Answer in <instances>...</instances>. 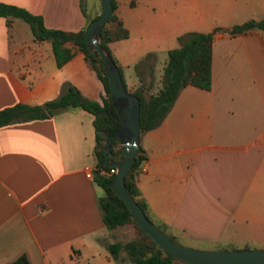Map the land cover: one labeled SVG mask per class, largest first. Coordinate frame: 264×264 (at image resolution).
<instances>
[{"label":"crops","instance_id":"crops-1","mask_svg":"<svg viewBox=\"0 0 264 264\" xmlns=\"http://www.w3.org/2000/svg\"><path fill=\"white\" fill-rule=\"evenodd\" d=\"M0 2L65 31L85 27L100 11L98 0L89 9L83 0ZM225 2L231 18L264 19V0ZM15 20L0 17V109L51 100L64 82L95 100L88 75L69 73L74 65L92 72L82 54L66 43L73 54L56 67L49 42L31 33L21 39ZM223 33H213L209 89L181 88L159 125L139 134L146 162L135 180L151 222L174 241L250 248L264 243V32ZM162 66L152 55L139 73L117 68L127 90L148 95L160 87L151 89L152 71ZM93 144L92 115L81 108L0 126V264L22 254L29 264H135L122 250L118 260L107 252L120 235L102 221V188L84 176L86 169L94 174Z\"/></svg>","mask_w":264,"mask_h":264},{"label":"trees","instance_id":"trees-1","mask_svg":"<svg viewBox=\"0 0 264 264\" xmlns=\"http://www.w3.org/2000/svg\"><path fill=\"white\" fill-rule=\"evenodd\" d=\"M111 6L112 13L99 32V44L109 56L107 44L128 37L127 28L123 26L121 19L115 12L116 3L114 0H111ZM0 17L5 18L6 21L15 18L25 22L33 38L49 42L55 66L58 68L68 61L73 54L71 48L65 44L73 45L82 54V60L87 69L94 73L103 88L100 101H96L84 96L70 82H64L59 95L51 100L34 105L15 103L0 109V126L11 122L49 118L64 108H81L89 112L92 115L94 129L92 153L95 163L93 179L103 190V195L97 201L102 221L109 229L129 225L134 229L136 235L124 242L116 241L106 245L109 255L114 260H118V252L122 250L128 260L135 264H191L172 258L161 250L147 234L142 232L123 201L111 189L114 174L105 176L98 173L99 169L109 170L112 168L103 164L104 149L108 138L118 128L119 119L109 101L107 80L100 60L91 55L84 46V26L77 31L47 28L43 25L40 16L30 13L25 8L3 2H0ZM252 28L264 32V19H248L223 30L214 28L211 33L191 32L179 47L166 51V58L162 66V83L154 93L147 95L140 91H129L125 88L127 92L134 94L139 102V134L159 125L181 88L193 86L201 90L209 89L211 45L214 32L222 30L232 37L245 33ZM152 55V53L146 54L141 63H146ZM120 147L117 139L111 141L108 163L121 161ZM145 162V152L139 146L129 170L124 175V188L133 202L151 221L146 203L136 186L135 180L138 170ZM155 227L162 231L160 226L155 225ZM7 264H29V262L26 256L22 254Z\"/></svg>","mask_w":264,"mask_h":264},{"label":"rangeland","instance_id":"rangeland-1","mask_svg":"<svg viewBox=\"0 0 264 264\" xmlns=\"http://www.w3.org/2000/svg\"><path fill=\"white\" fill-rule=\"evenodd\" d=\"M91 1L83 0L86 9H89ZM228 14L225 0H120L118 15L129 34L126 39L108 43L107 49L111 57L115 55L117 62L113 57L112 59L115 64L117 63V67H120L121 72L130 74L136 70L139 73L141 70L135 67H138L147 53H153L156 65L159 66L165 60L166 51L179 47L189 33H211L214 28H228L244 21L242 16L231 18ZM16 22L21 29L20 37L25 40L30 36L29 27L19 19ZM75 62H78V57H75L71 64ZM81 70L89 77L87 78L89 95L98 100L101 88L93 72L79 69L78 65L76 67L74 65L69 69V73L71 77L84 76ZM152 78L151 89L156 90L162 83L160 67L152 71ZM119 235L122 242L136 236L134 229L129 225L119 227ZM176 242L196 249L231 250L239 249L243 245L239 242L219 245L182 239ZM247 245L249 249H264V243L250 242Z\"/></svg>","mask_w":264,"mask_h":264},{"label":"water","instance_id":"water-1","mask_svg":"<svg viewBox=\"0 0 264 264\" xmlns=\"http://www.w3.org/2000/svg\"><path fill=\"white\" fill-rule=\"evenodd\" d=\"M98 1L99 14L85 25L83 42L87 51L100 60L107 80L109 101L119 119V126L108 138L104 149L103 164L115 168L111 189L123 201L140 230L172 258L191 264H264V249H196L175 242L154 226L125 191L124 175L139 147V102L134 94L126 91L116 64L99 44V32L112 13V6L111 0ZM114 139L121 145L122 159L116 163H108L109 147Z\"/></svg>","mask_w":264,"mask_h":264},{"label":"built area","instance_id":"built-area-1","mask_svg":"<svg viewBox=\"0 0 264 264\" xmlns=\"http://www.w3.org/2000/svg\"><path fill=\"white\" fill-rule=\"evenodd\" d=\"M98 173L99 174H103L105 176L110 175V174H114L115 173V168L112 167L109 170L99 169ZM84 176L86 178H89V179L93 178V173H92L91 169H86V171L84 173Z\"/></svg>","mask_w":264,"mask_h":264}]
</instances>
